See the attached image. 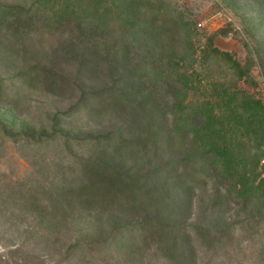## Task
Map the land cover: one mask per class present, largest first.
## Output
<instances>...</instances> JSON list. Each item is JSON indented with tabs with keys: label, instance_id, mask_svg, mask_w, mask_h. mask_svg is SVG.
Wrapping results in <instances>:
<instances>
[{
	"label": "rangeland",
	"instance_id": "374dc122",
	"mask_svg": "<svg viewBox=\"0 0 264 264\" xmlns=\"http://www.w3.org/2000/svg\"><path fill=\"white\" fill-rule=\"evenodd\" d=\"M0 5L30 12L0 13V264H264V201L218 198L191 160L163 167L191 146L171 141L167 74L228 122L227 93L264 104V0ZM149 89L161 112L145 121L132 98ZM237 139L264 177V149Z\"/></svg>",
	"mask_w": 264,
	"mask_h": 264
},
{
	"label": "trees",
	"instance_id": "16d2710c",
	"mask_svg": "<svg viewBox=\"0 0 264 264\" xmlns=\"http://www.w3.org/2000/svg\"><path fill=\"white\" fill-rule=\"evenodd\" d=\"M0 13L4 17L23 15V20H27L30 12L20 6L0 5ZM211 50L225 55L227 60L240 70L239 63L229 53L216 47H211ZM117 62L116 57L114 63ZM129 74V72L125 74L120 81L122 83H119L124 91L126 88L123 85H129L127 82L133 79V75ZM167 77L170 82V91L167 93L173 100L171 110L179 120L173 128L174 133L170 135L171 141L176 148L184 144V139L190 142L191 146L188 147L187 154L184 153L183 157H173L163 167L175 169L189 160L192 163H199L203 167H208L221 182L217 192L218 198L225 199L232 195L236 200L248 205H260L264 201V177H259L256 169L261 157L257 153L251 154V150H248L249 157L248 160L245 159L241 155L243 146L237 135L247 136V141L253 143L255 151L260 152L264 149V104L252 97L237 99L233 93H227L223 96L225 99L223 111L230 120L228 122L222 113H216L208 101L197 104L184 103L183 95L185 90L189 89L190 83L188 76L167 74ZM115 86L117 84L112 85ZM159 103L160 97L154 90L149 89L146 93L135 91L132 98L135 117L145 121L150 117H157L161 112ZM110 137L105 135L103 138ZM261 166L264 167V162ZM145 222L150 225L153 221L149 218Z\"/></svg>",
	"mask_w": 264,
	"mask_h": 264
}]
</instances>
